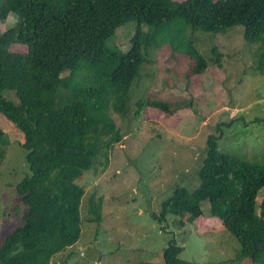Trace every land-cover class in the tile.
Here are the masks:
<instances>
[{
	"label": "trees",
	"instance_id": "16d2710c",
	"mask_svg": "<svg viewBox=\"0 0 264 264\" xmlns=\"http://www.w3.org/2000/svg\"><path fill=\"white\" fill-rule=\"evenodd\" d=\"M10 13L15 24L2 32ZM131 22L137 23L131 49L110 47L117 30ZM177 22L215 33L243 26L247 45L261 56L258 69L264 70V0H0V111L24 134L30 170L15 187L26 213L4 239L0 264H52L54 256L77 244L84 196L77 182L100 159L107 166L124 141L110 111L127 116L133 83L152 63L144 50L171 45L167 34ZM14 45L27 51L14 52ZM196 57L195 69H205L207 61ZM8 90L17 104L4 95ZM137 104L169 108L160 99ZM218 130L207 136L197 187H177L154 217L160 223L170 215L192 222L207 201L209 213L241 245L236 259L264 264V197L257 213L264 164L222 152ZM5 144L0 127V145ZM99 209L100 202L92 203L96 221ZM182 251L172 241L164 264H193L179 258Z\"/></svg>",
	"mask_w": 264,
	"mask_h": 264
},
{
	"label": "rangeland",
	"instance_id": "374dc122",
	"mask_svg": "<svg viewBox=\"0 0 264 264\" xmlns=\"http://www.w3.org/2000/svg\"><path fill=\"white\" fill-rule=\"evenodd\" d=\"M15 20L10 13L1 23L2 32ZM136 25L117 30L109 46L129 51ZM173 25L167 34L171 45L144 50L152 63L141 68L133 83L127 116L110 111L125 139L115 146L107 166L100 159L77 182L84 190L81 236L52 264H164V250L172 241L183 248L179 258L193 264H257L248 257L236 259L241 245L209 213L207 201L192 222L170 215L160 223L154 217L177 187H197L207 136L218 129L222 152L264 164V70L258 69L261 56L247 45L243 26L215 33ZM10 48L27 51L20 45ZM196 55L207 61L201 71L195 69ZM217 56L220 63L214 62ZM4 95L18 103L13 91ZM147 99L165 100L169 108H139L138 101ZM0 127L6 133V144L0 145L1 247L22 224L26 207L15 187L30 170L24 134L1 111ZM263 197L264 189L257 198L258 214ZM99 202L96 221L90 209Z\"/></svg>",
	"mask_w": 264,
	"mask_h": 264
}]
</instances>
